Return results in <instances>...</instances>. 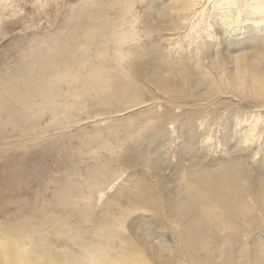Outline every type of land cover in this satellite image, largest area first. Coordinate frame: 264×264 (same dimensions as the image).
<instances>
[{
	"label": "rangeland",
	"instance_id": "obj_1",
	"mask_svg": "<svg viewBox=\"0 0 264 264\" xmlns=\"http://www.w3.org/2000/svg\"><path fill=\"white\" fill-rule=\"evenodd\" d=\"M174 1L0 0L3 242L29 245L31 258L43 264H234L242 245L227 234L248 237L251 256L264 248V202L258 198L264 132L239 147L241 138L251 139L239 120L251 122L252 107L263 101L237 85L221 92L189 85L183 75L214 59L208 46L220 36L214 25L211 37L196 39L186 37L188 27L169 31L163 20L170 15L162 10ZM212 3L206 1L207 14ZM185 17L190 24L193 16ZM115 21L133 22L128 32L131 43L138 42L123 48L134 58L121 66L111 33ZM91 35L100 37L97 45ZM101 35L110 38L106 45ZM84 43L85 56L69 53L72 44ZM252 45L227 55L241 57L257 48ZM52 58L45 68L60 69L70 81L81 64L91 73L72 82L76 90L48 98L61 89L42 75L40 65ZM221 60L226 76L230 59ZM152 71L169 75L160 85ZM170 75H179V82ZM182 85L186 91L173 95ZM229 174L253 181V196L241 194L252 209L246 220L237 208L241 199H219ZM209 206L221 214H205ZM100 226L115 234L98 233ZM160 248L166 249L162 258ZM216 252L223 256L215 260Z\"/></svg>",
	"mask_w": 264,
	"mask_h": 264
},
{
	"label": "bare ground",
	"instance_id": "obj_2",
	"mask_svg": "<svg viewBox=\"0 0 264 264\" xmlns=\"http://www.w3.org/2000/svg\"><path fill=\"white\" fill-rule=\"evenodd\" d=\"M206 1H212V7L210 14L206 12L209 11L206 5ZM112 7V6H111ZM165 14L170 15L164 21V26L168 28L169 31H181L185 30L186 27V37L189 39H196L198 35H207L211 37L213 31V25L216 27V32L220 36L219 39L213 40L210 42L208 46L211 51H213L214 59L204 62L200 61L195 66L194 69L196 73L183 75L189 85L193 88H197L201 85H209L210 89H216V91H223L221 88L226 86L227 88L238 86L243 93H247L246 89H250L252 94L257 97L254 100L263 101L256 102L252 107V111L250 112L251 122L239 120V126L243 127L247 132L251 139L241 138L239 142L240 148H247L250 146V142L258 141L262 138L261 131L264 132V115H261V112H264V0H175L170 7H165L163 10ZM186 14H191L192 21L188 24L186 19ZM163 21L158 23V26L161 27L163 25ZM213 22V24H211ZM133 22H128L126 24H118L117 21L112 23V35L116 38L115 41V52L116 59L119 63V66L130 61L134 57L131 55H124L122 50L129 43L130 45L136 44L135 38L133 35L128 32L130 27H133ZM97 26L92 23V30ZM101 31H96L101 34ZM134 33V32H133ZM135 34V33H134ZM103 40L105 41V45L109 42L110 38L106 35H101ZM90 39H94L97 45L100 37L94 38L93 35L89 37ZM256 44V49L254 51L246 53L241 57H232L231 55H227V51L230 49L246 47V45ZM224 45L220 52H218V46ZM253 46V45H252ZM254 47V46H253ZM217 50V51H216ZM87 51V45L82 44H72L69 49V53L77 54L81 53V56H85ZM106 49L104 48L101 51V54H105ZM226 53V54H225ZM225 54V55H223ZM81 57V60H82ZM204 57V56H203ZM227 57L230 59L225 66L227 69H230V73L225 76V69L222 67L223 61L222 58ZM104 58V57H102ZM55 60L52 58L50 60H42L45 61L41 68H45L49 66L50 62ZM221 60V61H220ZM225 62V61H224ZM101 65V64H100ZM126 65L122 67H118L120 69H124ZM90 68V67H89ZM86 67V64H81L79 69H77L76 78L72 76L74 80L70 81L71 75H63L60 71H53L48 69H43L44 73L42 74L44 77L49 78L50 84L58 91L61 86V89L58 92H49L45 96L48 98H53L55 96H61L69 94L73 90H76L75 87L71 88L70 85L74 84L72 82L78 83L79 77L82 74H90L91 68ZM218 68H223V71H219ZM161 70V69H158ZM53 71V73H52ZM104 71V68L103 70ZM100 71V72H101ZM261 71V72H259ZM187 72V71H180ZM167 74V73H166ZM26 75V74H25ZM23 75V76H25ZM87 75V76H88ZM151 76L158 77V84L161 85V78H165L168 75L162 74L160 72L152 71ZM198 75L200 80L197 82L193 81L192 77ZM169 77V80L172 82H179V75ZM62 79H66L62 81ZM195 79V78H194ZM183 80V79H182ZM250 82L251 86L238 85L240 82ZM192 82V83H190ZM7 83V82H6ZM35 83V81H34ZM8 87V85H7ZM160 87V86H159ZM10 88V87H9ZM32 89V88H31ZM186 87L183 85L175 90L173 95L183 94L186 91ZM13 93V92H12ZM229 95L230 93H226ZM16 96V94H15ZM21 97V96H20ZM27 97V96H26ZM24 97V98H26ZM60 97V98H61ZM192 97V96H191ZM195 98V97H193ZM45 99V98H44ZM21 100V99H19ZM53 100L50 99L49 102ZM42 101V100H41ZM236 131V128H233L234 140L239 139V134ZM231 136L229 140H231ZM264 152V148L262 149ZM264 159V158H263ZM227 179L224 180V194L219 197L221 200L226 199H241L240 202H237V208L243 213L245 220L250 217L252 214V209L249 207L250 203H246L242 193H246L249 191L248 185L253 183L252 180H244L245 176L238 174H229ZM258 180L262 184L261 193L258 195V198L261 202H264V177H258ZM250 196H253V192L249 191ZM129 197V196H128ZM205 209V214L220 215L221 211L217 206H209ZM194 217L192 218V220ZM111 227V226H110ZM223 227H230L229 224H224ZM107 231L108 238H111L112 235L115 234L114 229H110L108 226H100L98 228V233L102 231ZM110 233V234H109ZM223 237H230L235 239L236 242L242 245L241 248L237 249L235 254V263L234 264H264V248L260 249L258 252H255L253 256L248 252L247 246V238H237L234 234H227ZM5 237L0 239V264H43L39 262L42 258L34 257L31 258L33 250L29 252V245L24 246V249L15 244H9V241H5ZM15 242L20 241V239L15 240ZM107 247L110 250H113L112 245L110 243H106ZM172 252V251H171ZM166 253L165 248H160V258L163 257V254ZM16 254V255H15ZM223 255L220 252L215 253V260L222 257ZM118 263H123V258L118 259ZM206 264H217L216 262L206 260ZM48 264H54L53 262H49ZM64 264V263H61Z\"/></svg>",
	"mask_w": 264,
	"mask_h": 264
}]
</instances>
